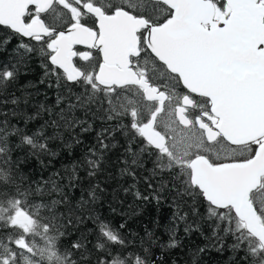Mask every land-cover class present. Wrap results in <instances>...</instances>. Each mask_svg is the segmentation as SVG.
I'll return each instance as SVG.
<instances>
[{"label":"snow or ice","instance_id":"snow-or-ice-1","mask_svg":"<svg viewBox=\"0 0 264 264\" xmlns=\"http://www.w3.org/2000/svg\"><path fill=\"white\" fill-rule=\"evenodd\" d=\"M118 135L131 182L106 201ZM121 193L117 224L104 208ZM147 204L169 216L141 235L128 221ZM185 248L183 264H264V0H0V264H165Z\"/></svg>","mask_w":264,"mask_h":264},{"label":"trees","instance_id":"trees-1","mask_svg":"<svg viewBox=\"0 0 264 264\" xmlns=\"http://www.w3.org/2000/svg\"><path fill=\"white\" fill-rule=\"evenodd\" d=\"M15 40L13 41V44H15ZM43 75V70L40 68L38 63H34L32 65V71L29 75V79L33 80L38 84L41 76ZM40 89V95H37L35 97L36 101H43L44 100V95L43 93L46 92L49 100L47 101L48 103H52L55 100V89L53 88H47L46 85H39ZM97 129L99 128V124L96 125ZM95 135V133L87 134L85 136L86 142H91L92 137ZM121 144L116 148L113 149L112 152L108 154V164H109V171L112 173L113 176L116 177V179H107L105 176L100 177L101 180H106L107 179V187H108V193L109 195L105 198L106 201L111 200V192L113 189L117 188L118 185L120 184H125V181L127 183H130L131 181L128 180L127 178L121 179L119 177V172L118 169L120 167L119 164H116L115 161L118 159V157L121 155L123 152V138L119 137ZM81 150V146H77L73 150V155H79ZM60 160L61 158H57V160L53 161L55 166L57 168L60 167ZM65 163L68 162V160H64ZM34 166L36 168L39 167L38 163L34 162ZM150 167V164L148 165ZM143 187V185H140ZM121 198L125 200V203L122 206L117 207V213H111V211L107 208V203L105 202V208H104V213L106 216L110 217L113 219L115 223L123 222V219L125 217H122L119 215L120 212H125V213H131L132 209L129 208L128 206L130 204H133V200L131 196L124 197L123 194L121 193ZM139 203V202H137ZM113 206H116L113 204ZM138 215L132 216L131 219L128 221V226L134 231V232H139L141 235H143V229L145 226H147L149 229L153 227V222L156 221L157 219H161L163 223H167V218L169 216V210L165 205H161L159 209L155 206V204H147V205H141L139 209H137ZM183 235V233H181ZM70 237L69 239H71ZM185 244L188 246V248L193 247L195 244H203L202 238L198 237L197 235H193L190 239L185 238ZM188 249H174L170 251L165 257V264H173V261H177V264H183L184 261L188 259L187 255ZM229 256L230 253L224 252V253H218V252H211L207 256L204 257L203 259V264H228L229 261Z\"/></svg>","mask_w":264,"mask_h":264},{"label":"flooded vegetation","instance_id":"flooded-vegetation-1","mask_svg":"<svg viewBox=\"0 0 264 264\" xmlns=\"http://www.w3.org/2000/svg\"><path fill=\"white\" fill-rule=\"evenodd\" d=\"M80 47H82V46H80Z\"/></svg>","mask_w":264,"mask_h":264}]
</instances>
